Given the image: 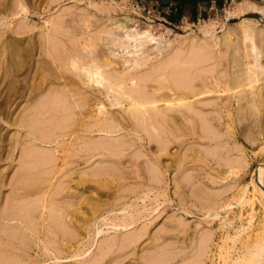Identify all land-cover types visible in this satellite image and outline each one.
<instances>
[{
    "label": "rangeland",
    "instance_id": "rangeland-1",
    "mask_svg": "<svg viewBox=\"0 0 264 264\" xmlns=\"http://www.w3.org/2000/svg\"><path fill=\"white\" fill-rule=\"evenodd\" d=\"M92 59L94 89L71 64ZM130 75L156 102L123 97ZM262 244L264 0H0V264H233Z\"/></svg>",
    "mask_w": 264,
    "mask_h": 264
},
{
    "label": "bare ground",
    "instance_id": "bare-ground-1",
    "mask_svg": "<svg viewBox=\"0 0 264 264\" xmlns=\"http://www.w3.org/2000/svg\"><path fill=\"white\" fill-rule=\"evenodd\" d=\"M254 35H252L251 33H249L248 34V36H247V38L249 39V40H251L252 41V45H251V47H252V53H254L255 55H256V59H258L259 58V55L261 54V52H260V49H259V47L257 46V44L255 43V41H254ZM261 56V55H260ZM93 60V62H90V63H85L84 65H82V64H80L81 62L80 61H75L74 60V62L73 63H71V64H73V66L72 67H76V70L77 69H79L80 68V70L79 71H81V72H79V76L82 78V81H83V83L85 84V86L87 85V86H91V87H93V86H98V84L99 83H102L103 82V80H106L107 78H106V76H105V71L103 70V67L101 66V65H99V64H97L96 63V61H94V59H92ZM107 61V60H106ZM82 65V66H81ZM73 68V69H74ZM78 71V70H77ZM163 71V70H162ZM161 72V71H160ZM159 72V73H160ZM153 73V72H152ZM158 73V72H157ZM157 73H155V74H157ZM146 74V73H145ZM161 74V73H160ZM158 74V76L155 78H153V80L154 81H158L160 78L161 79H164V80H167L168 82H169V78H167V76L166 75H164V74ZM174 74V73H173ZM254 74L256 75H258L259 73H255L254 72ZM253 74V75H254ZM150 75V74H149ZM148 75V76H149ZM140 76V75H139ZM144 76H146V75H144ZM144 76H142V77H144ZM155 76V75H154ZM165 76H166V78H165ZM175 76V75H174ZM182 76V75H181ZM135 76H133L132 78H131V75H130V79H128V80H130V83H131V85H133V86H135V91H132L131 92V90L130 91H128L129 90V88H127L128 87V85H127V83L125 84L124 82L123 83H120L119 85L120 86H122V88H123V90H121V92L123 93V97L125 98H127V100L128 99H130L131 100V104H132V102H133V106H140V108H141V105H146L147 103L149 104V103H154V102H156L155 100H152V98H153V96L151 97V95H150V99L152 100V101H150V99H149V95H148V97L146 96H142V93H143V91L141 92V95L140 96H135L136 94L135 93H139V92H136V89L138 90V91H141V90H139L140 88H142V87H145V85H146V83H143V79H142V81H140V82H142V83H139L138 82V80H136V78H134ZM152 77V76H151ZM176 77V76H175ZM175 77H173V78H175ZM255 77H257V76H255ZM258 77H259V75H258ZM177 78H179V77H177ZM125 79H127V77L125 78ZM140 79H141V77H140ZM145 79V78H144ZM147 79H150V78H147ZM152 79V78H151ZM181 79V78H180ZM184 79V78H183ZM182 79V80H183ZM194 79V78H193ZM238 79V78H237ZM259 79V78H258ZM111 80V79H110ZM173 80V79H172ZM181 80V81H182ZM184 80H186V79H184ZM123 81H126V80H123ZM147 81V80H146ZM145 82V81H144ZM170 82H171V80H170ZM118 83V82H117ZM176 83V82H175ZM177 83H178V81H177ZM160 84V83H159ZM172 84V83H171ZM185 84V83H184ZM118 85V84H117ZM127 85V86H126ZM160 85H163L162 83L160 84ZM164 86V85H163ZM175 86V85H174ZM179 86H181V85H179ZM179 86H176V88L177 87H179ZM187 86V85H186ZM191 86V85H190ZM205 86V85H204ZM184 88H185V86H183ZM192 87V86H191ZM98 88V87H97ZM118 88V87H117ZM132 88V87H131ZM175 88V87H174ZM175 88V89H176ZM188 88H190L189 86H187V89ZM193 88V87H192ZM93 89H94V87H93ZM120 89V88H119ZM168 89V88H167ZM172 89V88H171ZM186 89V88H185ZM116 90V89H115ZM146 90V89H145ZM173 90V89H172ZM192 91V90H191ZM115 92V91H114ZM193 92V91H192ZM120 93V92H119ZM132 93V94H131ZM148 93V92H147ZM163 93V92H162ZM161 93V94H162ZM203 93V92H202ZM201 93V94H202ZM205 93V92H204ZM133 94H134V96H133ZM178 94V93H177ZM114 95V94H113ZM160 95V94H159ZM163 96V98L165 99V95H169V93L167 94V93H165V95L164 94H162ZM122 96V95H121ZM165 96V97H164ZM170 96V95H169ZM180 99H183V98H185V96H187V95H185L184 93H181L180 95ZM195 96V95H194ZM118 97V96H117ZM142 97H145V99H143ZM161 97V98H162ZM148 98V100L146 101V99ZM160 98V97H159ZM163 98H162V100H163ZM168 98H170V97H168ZM155 99V98H154ZM176 99V98H175ZM119 100V99H118ZM188 100V99H187ZM114 101V100H113ZM119 103H121L120 101H118ZM157 102H159V101H157ZM183 102V101H182ZM184 103V102H183ZM130 104V103H129ZM167 104V103H166ZM189 104H190V102H189ZM151 105V104H150ZM171 105V104H170ZM174 105V104H173ZM178 105V104H177ZM176 105V106H177ZM149 106V105H148ZM184 106H186V105H184ZM188 106V105H187ZM142 107H144V106H142ZM150 107V106H149ZM152 107H153V105H152ZM134 108V107H133ZM151 108V107H150ZM157 108V107H156ZM172 108V107H171ZM138 109V108H137ZM136 109V110H137ZM144 109L146 110H148V108L146 107H144ZM167 109V108H166ZM173 109H174V107H173ZM145 110H144V112H145ZM146 110V111H147ZM156 110V109H155ZM135 111V110H134ZM140 111V110H139ZM143 112V111H142ZM141 112V113H142ZM150 112V110L148 111V113ZM165 112V111H164ZM178 112V111H177ZM98 113V112H97ZM140 113V112H139ZM196 113V112H195ZM206 113V112H205ZM99 114V113H98ZM101 114V113H100ZM128 114V113H127ZM131 114H132V112H131ZM145 114H147V113H145ZM200 114V113H199ZM204 114V113H203ZM207 114V113H206ZM152 115V114H151ZM150 115V116H151ZM200 115H202V113L200 114ZM138 116V115H137ZM145 116V115H144ZM147 116V115H146ZM149 116V117H150ZM153 116V115H152ZM122 117V116H121ZM132 117V116H131ZM135 118H136V116H134ZM155 117V116H154ZM165 117V116H164ZM201 117H203V116H201ZM157 118V117H156ZM156 118H155V120H156ZM162 118V117H161ZM199 118V117H198ZM141 119V118H140ZM140 119H139V121H140ZM145 119V118H144ZM153 119V118H152ZM200 119V118H199ZM202 119V118H201ZM208 119V118H207ZM221 119V118H220ZM109 120V119H108ZM108 120L106 121L105 120V123L104 124H107L106 122H108ZM219 120V119H218ZM96 121H98V119L96 120ZM99 121H101V118L99 119ZM112 122H113V120H111ZM110 121V122H111ZM143 121V120H142ZM149 121V120H148ZM201 121V120H200ZM109 122V123H110ZM96 123V122H95ZM100 123V122H99ZM119 123V122H118ZM101 124H103V121H101ZM147 124V123H146ZM201 124V123H200ZM94 125V124H93ZM98 126H100V124H97ZM96 125V126H97ZM112 125V124H111ZM121 125V124H120ZM153 125V124H152ZM108 126V125H107ZM123 126V125H122ZM132 126V125H131ZM159 126V125H158ZM160 126H161V124H160ZM209 126V125H208ZM68 127H70V126H68ZM114 127V126H113ZM112 127V128H113ZM116 127V126H115ZM124 127V126H123ZM156 127H157V124H156ZM163 127V126H162ZM202 127V126H201ZM205 127H206V125H205ZM108 128V127H107ZM146 128H148V127H146ZM203 128V127H202ZM102 129V128H101ZM129 129V128H128ZM97 130V129H96ZM109 130V129H108ZM112 129H110V131H111ZM148 130V129H147ZM205 130V129H204ZM203 130V131H204ZM113 131H115V130H113ZM119 131V130H118ZM143 131V130H142ZM214 131V130H213ZM221 131V130H220ZM158 132H159V130H158ZM216 132V131H215ZM215 134H217V133H215ZM112 135V134H111ZM220 135V134H219ZM213 136H215V135H213ZM217 137V136H216ZM44 138V137H43ZM125 138V137H124ZM212 138V137H211ZM214 139V138H213ZM226 141V140H225ZM232 144V143H231ZM236 144V143H235ZM214 145V144H213ZM209 146V145H208ZM97 147V146H96ZM235 148V147H234ZM96 149V148H95ZM98 150V149H97ZM124 151V150H123ZM215 152V151H214ZM222 152V151H221ZM123 153V152H122ZM218 154V153H217ZM221 154V153H220ZM232 156H234V155H232ZM236 157V156H235ZM221 159H223L224 160V162H226V160L223 158V156H222V158ZM229 159L230 158H227V162L229 161ZM235 159V158H234ZM234 159H232L233 161H235ZM238 162V161H237ZM229 163V162H228ZM233 164H235V163H233ZM238 164V163H237ZM230 166H232V165H230ZM45 183V182H44ZM32 185V184H31ZM235 198V197H234ZM26 202V201H25ZM47 209V208H46ZM28 212V211H27ZM14 213V212H13ZM13 216V215H12ZM17 217V216H16ZM16 230V229H15ZM14 236V235H13ZM15 239V238H14ZM7 244V243H6ZM260 244V243H259ZM253 249L251 250V251H249V250H247V251H249V253L246 255L245 253V257H244V260H242L243 261V263H241L240 262V259L241 258H239V259H234V261L232 260V263L233 264H264V246H263V244L262 245H257V246H255V247H252ZM15 255V254H14ZM241 256V255H240ZM244 256V255H243ZM243 256H241V257H243ZM239 256H237V258H238Z\"/></svg>",
    "mask_w": 264,
    "mask_h": 264
}]
</instances>
